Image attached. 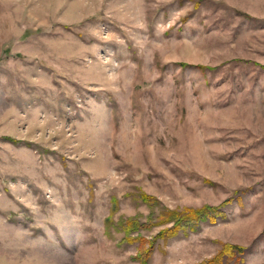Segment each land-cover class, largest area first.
<instances>
[{
    "label": "rangeland",
    "instance_id": "obj_1",
    "mask_svg": "<svg viewBox=\"0 0 264 264\" xmlns=\"http://www.w3.org/2000/svg\"><path fill=\"white\" fill-rule=\"evenodd\" d=\"M202 205L215 222L165 241L106 229ZM146 248L264 264V0H0V264Z\"/></svg>",
    "mask_w": 264,
    "mask_h": 264
},
{
    "label": "trees",
    "instance_id": "obj_2",
    "mask_svg": "<svg viewBox=\"0 0 264 264\" xmlns=\"http://www.w3.org/2000/svg\"><path fill=\"white\" fill-rule=\"evenodd\" d=\"M185 64V63H184ZM181 64V65H184ZM199 69H210L209 66H203V65H196ZM142 198L144 201L147 200V195L142 194ZM112 202L115 204V199H111ZM219 206H212V205H202L200 207H188L185 206L183 208H175V209H166L162 211L156 219L151 218L152 222H147L145 224H138L136 218L134 217H126V218H120L118 219V222H114L112 218L109 216L105 218V222H108L106 224V229H108L112 226L115 229L119 230L122 234L121 240L125 241L127 240L129 243L134 242L136 240L142 239L138 238V234L135 236H129L132 232L138 230L139 228H149L152 225L160 226L165 225L162 228H160L156 235H154L153 238H161L163 241L175 237L178 234H187L190 231H199L200 230V223L209 221V222H215L216 221V215L219 213L218 211ZM152 240V239H151ZM150 240V241H151ZM149 241V242H150ZM153 243V241H151ZM244 248L240 245H228L224 244L223 246V252L233 253L237 251L238 253L242 251ZM149 256V248H146L143 250V252H140L139 257L137 258L139 264H146V258ZM214 261V258L211 260L206 261L204 264H209ZM195 264V263H194ZM201 264V263H196ZM203 264V263H202Z\"/></svg>",
    "mask_w": 264,
    "mask_h": 264
}]
</instances>
